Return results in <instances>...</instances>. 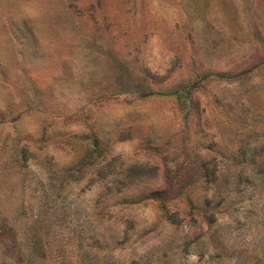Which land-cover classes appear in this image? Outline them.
I'll return each mask as SVG.
<instances>
[{"label":"rangeland","instance_id":"rangeland-1","mask_svg":"<svg viewBox=\"0 0 264 264\" xmlns=\"http://www.w3.org/2000/svg\"><path fill=\"white\" fill-rule=\"evenodd\" d=\"M264 264V0H0V264Z\"/></svg>","mask_w":264,"mask_h":264},{"label":"trees","instance_id":"trees-1","mask_svg":"<svg viewBox=\"0 0 264 264\" xmlns=\"http://www.w3.org/2000/svg\"><path fill=\"white\" fill-rule=\"evenodd\" d=\"M137 262L136 261H133V264H136Z\"/></svg>","mask_w":264,"mask_h":264}]
</instances>
